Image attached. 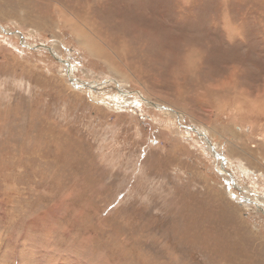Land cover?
<instances>
[{
  "label": "rangeland",
  "instance_id": "1",
  "mask_svg": "<svg viewBox=\"0 0 264 264\" xmlns=\"http://www.w3.org/2000/svg\"><path fill=\"white\" fill-rule=\"evenodd\" d=\"M0 264H264V0H0Z\"/></svg>",
  "mask_w": 264,
  "mask_h": 264
}]
</instances>
